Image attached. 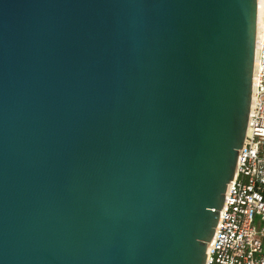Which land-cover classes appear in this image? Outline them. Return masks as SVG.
I'll return each mask as SVG.
<instances>
[{
    "label": "water",
    "instance_id": "95a60500",
    "mask_svg": "<svg viewBox=\"0 0 264 264\" xmlns=\"http://www.w3.org/2000/svg\"><path fill=\"white\" fill-rule=\"evenodd\" d=\"M256 22L257 0H0V264H205Z\"/></svg>",
    "mask_w": 264,
    "mask_h": 264
},
{
    "label": "built area",
    "instance_id": "2783aa9c",
    "mask_svg": "<svg viewBox=\"0 0 264 264\" xmlns=\"http://www.w3.org/2000/svg\"><path fill=\"white\" fill-rule=\"evenodd\" d=\"M264 6V0H263ZM264 13L255 46L250 109L205 264H264Z\"/></svg>",
    "mask_w": 264,
    "mask_h": 264
},
{
    "label": "bare ground",
    "instance_id": "6f19581e",
    "mask_svg": "<svg viewBox=\"0 0 264 264\" xmlns=\"http://www.w3.org/2000/svg\"><path fill=\"white\" fill-rule=\"evenodd\" d=\"M264 13L263 0H257V22H256V37H255V46L260 40V30L262 26V19Z\"/></svg>",
    "mask_w": 264,
    "mask_h": 264
},
{
    "label": "rangeland",
    "instance_id": "374dc122",
    "mask_svg": "<svg viewBox=\"0 0 264 264\" xmlns=\"http://www.w3.org/2000/svg\"><path fill=\"white\" fill-rule=\"evenodd\" d=\"M263 248H264V242H263Z\"/></svg>",
    "mask_w": 264,
    "mask_h": 264
}]
</instances>
